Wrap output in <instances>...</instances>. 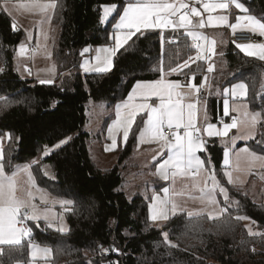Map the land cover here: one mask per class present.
I'll use <instances>...</instances> for the list:
<instances>
[{"label":"trees","instance_id":"obj_1","mask_svg":"<svg viewBox=\"0 0 264 264\" xmlns=\"http://www.w3.org/2000/svg\"><path fill=\"white\" fill-rule=\"evenodd\" d=\"M54 1L52 20L59 33L53 56L63 74L53 83L19 75L15 55L25 33L22 29L13 31V19L0 4V97L5 98L0 100V136L11 134L4 148L6 170L11 172L17 164L38 157L46 146L73 135L33 165L41 185L72 201L66 214L69 229L62 232L41 222L32 234V242L51 249V264H264V202H254L227 181L224 148L218 138L208 140L204 154L210 157L220 182L229 188L231 204H224L228 211L214 219L207 214L189 217L183 212L175 213L160 226L149 219V196L138 193L130 198L120 189L124 179L121 167L135 148L140 121L126 144L117 150L119 157L112 168L100 169L88 149L90 134L83 131L88 120L87 102H102L110 109L128 95L135 82L159 79L161 67L167 72L195 57L197 50L190 37L183 31L138 33L117 52L110 71L84 72L80 68L82 50L114 42L112 25L117 16L101 23V6L116 4L122 8L125 0ZM240 2L250 14L264 18V0ZM213 62L209 94L204 90L213 120L223 117L224 88L237 81L245 82L246 101L263 118L256 137L239 146L246 144L264 154V61L245 55L227 36ZM191 69L198 81L206 72L202 60L191 64ZM184 72L191 75L187 68ZM110 118L111 114L103 123L104 134ZM42 164L50 166L54 179L44 175ZM237 216L251 219L260 233L249 235L244 220L236 219ZM29 227L35 226L31 223ZM164 233L171 244L165 242ZM113 247L119 249V254L111 251ZM3 249L0 264L29 260L27 242L20 249ZM102 249L110 251L105 253Z\"/></svg>","mask_w":264,"mask_h":264},{"label":"snow or ice","instance_id":"obj_2","mask_svg":"<svg viewBox=\"0 0 264 264\" xmlns=\"http://www.w3.org/2000/svg\"><path fill=\"white\" fill-rule=\"evenodd\" d=\"M6 4H10L11 0H5ZM196 3H200V0H196ZM230 5H234L236 9L246 13L242 17H237V23L240 20L246 22V27L248 31L252 33H258L260 36L264 37V18L258 19L256 16L247 14L248 9L245 5L240 2V0H212V2L203 3L202 7L204 11L211 13L216 9H228ZM12 7L20 8H38L40 12L46 13L48 9H54L56 4L44 3L41 4L38 0H32L31 4H21L12 5ZM102 15L100 17L101 23L106 22L110 17L118 16L114 27L117 34L115 35V47L113 48H102L98 49V53H103V55L98 54L96 57V64L88 67L89 61H85L82 66L84 70L94 71L98 73H106L113 67V57L129 40L132 39L137 33H142L143 30L156 29V28H168V27H181L187 30V35L191 37L193 41V47L197 50L195 57H189L182 64L176 67H171L165 73L163 67L159 69L161 72V78L150 82H137L133 87L131 93L127 97V101L116 106V119L113 121L112 126L109 128V136L112 139L111 148L114 149L117 146L116 136L120 132L123 134V141L126 143L129 137L130 130L134 123L135 117L138 113L144 112L147 114V119L143 120L144 126L140 128L138 141L139 143H157L161 144L163 148H167L169 156L166 160L160 163L157 168V173H159L163 179H169V173L172 177L178 174H184L186 170L190 169H200L204 167V161H202L196 153L198 151L205 149V141L201 138V129L196 125L195 116L197 112V104L200 103L199 93L204 87V84L196 83V74L191 69V64L196 63L201 59H207V50L202 55L200 49L202 48L201 41L207 40V37L201 34L188 30L189 25L193 22L190 16H200L201 13L195 6H189L184 2V0H179V2H169V0H129V2L122 6L116 4H106L101 6ZM11 9H9V12ZM171 17H178L177 20L171 19ZM228 24L227 15L212 16L209 15L207 18L208 26H219ZM199 26L204 27L205 21L201 19L199 21ZM13 31L17 30L16 23L13 21ZM233 32L237 29V24L230 25ZM214 44V42H212ZM242 51L246 49H258L259 51H248L247 55H258L261 60H264V43L256 45H237ZM25 46L20 45L19 54L23 55L25 53ZM89 49L85 48L82 51L88 52ZM188 69L191 72V77L187 85H181L179 81H172L165 79V75L171 74H183L186 77L188 73L184 72V69ZM3 69H0L2 71ZM208 72L213 71V67L209 65L207 68ZM203 80L207 81V76L203 77ZM51 81H41V83H50ZM187 87L189 91L184 93L180 91L182 87ZM197 94L195 102L187 103L186 105L182 103L185 97H191L193 94ZM231 94L233 98L236 96H243L246 94V86L241 83L235 85L232 89H224V95L227 96ZM157 98L159 100L158 104L149 103L151 98ZM5 98L0 97V100ZM139 101V102H137ZM7 106L6 104L4 105ZM123 110V112H122ZM237 110V109H233ZM224 116L229 115V103L228 100H224L223 105ZM245 115V128L246 134L242 138H248L253 134V130L256 125L260 122L262 114L260 112L244 113ZM204 119L207 121V111L205 108ZM223 123V131L216 128L213 123H207L204 127L203 132H206L209 137L212 136H227L229 130L237 127L236 118H232L231 123ZM139 127V126H138ZM165 129H167L171 135H165ZM8 139H11V134H5ZM70 139V138H69ZM236 137H233V144L235 143ZM67 143V140H62L55 147H60L61 145ZM109 150V149H106ZM244 152H249L246 147L242 149ZM45 155H48L46 149ZM225 165L228 164L229 153L226 150L224 153ZM252 159L264 161V156H257L255 152H250ZM155 159V157H153ZM264 166V165H262ZM171 170V172H170ZM20 171L26 172L28 175V183L35 187L34 179L28 168L20 169L13 172L11 175L6 174L5 167L3 163V154L0 152V255L3 254V246H8L11 248L20 249L24 246L27 241L28 247L31 249V258L35 260L38 254H47L51 250L48 248H40L39 246L32 243V228L27 225V221H40L43 219L47 222V227H53L52 222L49 219V214L47 209L43 212L40 211L36 204L32 203L35 199L33 193L28 190L26 191L27 199L22 198L17 195V180L16 177ZM228 175V182L233 183L230 173ZM212 188L209 189L204 196L207 197V202L210 205H216L217 200L215 198V190L218 188L219 192L223 195L224 201L227 203L229 201L228 191L226 188L220 185L219 181L216 180L215 175L211 177ZM39 191V189H37ZM167 194L168 189H164ZM153 200H159V206L153 205L150 208L149 219L153 222L157 221H167L169 216L165 209L168 206L167 200H160L159 197H153ZM41 203H46L41 197ZM61 206L68 210V206L72 204L70 200L59 201ZM238 203V202H237ZM173 214L176 211V205L171 206ZM226 207L220 208V212H227ZM189 217L193 213H188ZM211 214H209V219H214ZM236 219L244 220L248 219L245 216H237ZM39 224L37 223V227ZM58 231H65L63 227L57 228ZM249 235H257L251 228L248 229ZM165 242L171 244L168 241V234L164 233ZM264 235V234H262ZM176 247V245H171ZM105 253L109 252V249H102ZM112 252L119 254V249L113 247ZM255 251V249H253ZM112 264H118L117 262H112Z\"/></svg>","mask_w":264,"mask_h":264},{"label":"rangeland","instance_id":"obj_3","mask_svg":"<svg viewBox=\"0 0 264 264\" xmlns=\"http://www.w3.org/2000/svg\"><path fill=\"white\" fill-rule=\"evenodd\" d=\"M46 13L40 14L36 25L39 26L40 31L43 30L45 32V29L47 28L48 20L45 17ZM192 19V17H190ZM50 20V19H49ZM109 20V19H108ZM107 20V21H108ZM104 22V23H107ZM31 27L33 23H30ZM54 26V25H53ZM56 31H58V28L54 26ZM26 36H24L22 42L17 47L16 51V57H15V67L19 75H21L23 78H27L29 76L28 72L26 71L25 64L29 65L31 58V55H28L25 53L23 55L19 54L20 45L23 44L25 46V49L27 48L29 42H30V32L27 28H25ZM199 34H202L198 32ZM27 38V39H26ZM45 39H47L46 32H45ZM57 41V35L55 37L54 42ZM48 42V39H47ZM48 44V43H47ZM257 44V43H256ZM252 44V45H256ZM39 45V43H38ZM249 45V44H246ZM245 55L247 53L243 51ZM30 67L33 65H29ZM220 67H224L223 63L219 64ZM244 104V102L238 103V106H241ZM87 117L88 120L86 124L83 127V131H86L90 134V138L87 142L88 149L91 154V157L93 161L97 164V166L102 169H109L112 168L118 160L119 152L116 150L114 152H108L104 149V141L102 142L104 138V131H103V123L105 119L112 113L111 110L107 109L105 107V104L102 102H95L93 100H90L87 102ZM206 107V106H205ZM203 108V110L205 109ZM205 111V110H204ZM259 112V111H258ZM261 113V112H260ZM262 114V113H261ZM263 118V115L262 117ZM245 117L243 118V130L240 133H234L231 137L228 135L231 133L229 130V133L227 136H223L224 140L222 145L229 148V146H233V149H235V152L229 154L230 157V167L226 169V173H230L233 183L231 185L235 186L239 190L243 191L244 193L248 194L254 202L262 203L264 202V161L259 160H253L250 156V152H255L257 156H264V154L258 153L250 148V146L246 145V147L249 149V152H244L241 148L237 147L239 145L240 140H247L249 138L255 137L256 134H258L257 127L253 130V134L248 138H242L246 134V128H245ZM217 128V127H216ZM218 130L222 131L221 129L217 128ZM73 135H70L63 140H69ZM222 137V138H223ZM233 137H236L235 143L233 144L232 140ZM62 141V140H61ZM60 142V141H59ZM53 146H46L44 150L40 153L38 157L35 159L30 160L26 163H21L18 168L15 169L14 172L24 169L25 167L28 168V171L31 172V175L35 182V187H32L28 183V175L26 172L20 171L19 174L16 177L17 180V195L21 196L24 199H27L26 191L30 190L33 195L35 196V199L32 201V203L36 204L37 208L40 211H44L47 209L49 214V219L53 224V227L57 230L59 227H63L66 232L69 229V222L67 219V210L65 207L61 206L59 201L66 200L63 198H60L56 196L47 186H43L38 182V179L35 175L33 165L35 163H38L41 159H44L47 157L51 152L58 149L55 147L57 144ZM62 146V145H61ZM60 146V147H61ZM48 151V155H45V151ZM142 151L138 152H132V154L126 159L125 163L121 167V172L123 175V182L120 187L121 190H123L128 197L132 198L136 194H142L145 196L150 197L149 201V213L150 208L153 205L159 206V200H153V197H159L160 200H167L168 206L165 209L168 216L170 217L173 215L172 212V204L176 205V211L175 213H186L189 212L193 213V215L196 214H211L213 217H219L223 215V213L220 212V208H224V204H231V201H228L227 203L224 201L223 195L219 192V189L217 188L215 190V198L217 200L216 205H210L207 202V197L204 196V193H206L209 189L212 188V186H208V179L211 180V176L214 174L216 177V180L219 181L220 185L227 189L228 196H229V188L226 185H223L220 180L218 179L217 175L213 171V165L212 161L209 157V164L211 165L209 169H202L199 171V173L196 175V177H191L190 175H184V176H177L174 179H162L163 181L160 182V180L156 179V175L154 172L155 164L153 161H150V158L146 152V148L141 149ZM41 170L44 173V175L48 178L54 179L55 175L52 169L48 164H42ZM12 174V173H11ZM10 174V175H11ZM227 181L229 180L228 175H226ZM161 183V184H160ZM162 183H165L166 185H162ZM212 183V180H211ZM39 189V191H37ZM164 189H168L167 194L164 192ZM43 196V199L46 201V203H41V197ZM230 199V198H229ZM44 222L45 225H47V222L41 219L40 221H27V223L34 225L35 227L32 228V234L34 230L37 228V223L40 226V223ZM165 221H157L154 222L156 225H163ZM244 223L247 227V229L251 228L254 233H260V230L258 229L257 225L251 220V219H244ZM38 226V227H39ZM27 242V241H26ZM33 244L39 246L40 248H48L47 246H42L39 244H36L32 242ZM51 250V249H50ZM51 257V251L47 254L40 253L36 257L35 260H32L31 258V249H30V257L27 263H16V264H51L48 260Z\"/></svg>","mask_w":264,"mask_h":264},{"label":"crops","instance_id":"obj_4","mask_svg":"<svg viewBox=\"0 0 264 264\" xmlns=\"http://www.w3.org/2000/svg\"><path fill=\"white\" fill-rule=\"evenodd\" d=\"M38 2L41 3V4L52 3V2L55 3L54 0H38ZM128 2H129V0H125V4L124 5H126ZM169 2H177L178 3L179 0H169ZM184 2L186 4H188L190 7L191 6L197 7V9L200 11V13H201L200 16H190V17H192L191 20H192L193 23L191 25H189V29L188 30L195 31L197 33L200 32V33H202L201 34L202 36L207 37V40H202L201 41L202 48L200 49V52L203 55L205 53V50H207V55L208 54L212 55V58L208 62L205 59H201L205 63V71L206 72H204L202 74V76H201L199 81L197 80V78L195 79L196 83L204 84V87L201 89V92L198 94L199 95V99H200V103L197 104V112H196L195 121H194L196 123V125L201 129V138L205 141V149L201 150V151H198L196 153V155L202 161H204V167L200 168V169H195L194 168V169L186 170L184 172V174H182V175L178 174L177 175V176L190 175L191 177L194 178V177H196V175L199 173L200 170L211 168L210 167L211 165L208 163L209 162V160H208L209 157L204 154V152L207 150V143H208L209 139L218 138L219 142H220V145L224 148V153H225L226 150L228 151V153L230 155H231L232 152H233V154L235 152V149H233V146H229V148H227L226 146L222 145V143H223L222 140H224L223 136H212V137H209L206 132H203L204 127H206V124L207 123H213V124L216 125L217 128H219V129H221L223 131V123L221 125H219L218 121L222 120L224 123H230L228 119L230 117H234L237 120V127L231 129V131H230L231 133L228 132L229 133L228 135H230V137H231L234 133H240V136H242L241 132H242L243 126H244L243 118L245 117L244 113L246 111L248 113H254V112H258V111L252 110L250 108L249 103L246 101V99L248 97V87H247L246 83L243 82V81H237V82L232 83V84H230L229 86L226 87L227 89H232L235 85L243 83L246 86V94L243 95V96H239L238 95L235 98H233L230 93L227 96H225L224 95V90L222 91L223 92V96H224L223 97V103H222V113H223L224 100L227 99L228 103H229V115L228 116H224V114H223V117L219 118L218 121H214L213 120V116L211 114V108H210L209 99H208V94H209L208 93V91H209L208 90L209 89L208 88V84H209L210 74L207 71V68L209 67V65H211L214 68L213 60L216 57V52H217L218 48L221 46V42L223 41V39L225 37H227V36L229 37V31H230V29H232L230 27V25L237 24V29L248 30L247 27H246V22L244 20H240L239 23H237V17H242L246 13L236 9L234 5H230L229 8L226 9V10L225 9H216V10L212 11L211 13L204 11V9L202 7L203 3L212 2V0H200V3H196V0H184ZM31 3H32V0H11L10 4H6L5 0H0V4H1L3 10L13 19V21H15L17 29H22L24 31V33H25V36L27 35L26 31H25V28H27L28 31L30 32L29 37H30L31 40H30V42H29V44H28V46L26 48V53L28 55H31V58L29 59V61H30L29 65H33V66L30 67L29 65L25 64V68H26V71L28 72L29 76H27V78H23L21 75L20 76L23 79H35V80H37L39 82H41L42 80L43 81H51L50 83H53L59 78L60 75L63 74L62 72L59 71L58 64H57V62L55 60V57L53 56V49H54V46L56 44L54 42V40H55L56 35H57V38H58V33H59V29H58V31H56L57 29H55V27H54V26H56L58 28V26L56 24H54V22L52 20L55 8L54 9H48V11L46 12V15H45L46 19L48 20V23H47L48 26L45 29L46 36H47V39H48V42H47V39H45L44 30H43V33H42V30L40 31L39 26L36 25L37 20L40 17L39 15L42 14V12H40V10L38 8H27V9H25V8H20V7H12V5H17L18 6V5H21V4H31ZM9 9H11L10 12H9ZM247 14H250L249 11H248ZM209 15H212V16L227 15L228 16V24L219 25V26H208L207 25V18H208ZM250 15H252V14H250ZM257 18L260 19L259 17H257ZM110 19H111V17L109 18V20ZM171 19L177 20V22H178V17H171ZM201 19H203L205 21V26L204 27H200L199 26V21ZM117 20H118V16L116 17V19L114 20L113 25H112V29H113L112 36H113V40H114L113 44L97 46V47H93V46H86L85 47V48H88L89 51L88 52H84L83 55H82L81 64H80V68H81L82 71L86 72L84 70V67H82L85 64V61H89L90 63L87 66L91 67V66L96 64L97 55L98 54L103 55V53H98V51H97L98 49L115 47V39H114V37L117 34V32H116V29H115L114 25H115ZM30 23H33L32 27L30 26L31 25ZM205 27L208 28V31L205 30ZM149 30H155V31H161V32L183 31V32H185L187 34V30L185 28H181V27H178V26H176V27H168V28H164V29H161V28L147 29V30H143L142 29V32L149 31ZM255 34L259 35L258 33H255ZM262 38H263V41H261V42H259L257 44L264 43V37H262ZM190 39H191V37H190ZM130 41L131 40H129L128 43ZM212 42H214V44ZM38 43H39V45H38ZM240 45H246V44H240ZM122 48H120V49H122ZM29 49H31V51H29ZM243 51H245L247 53L248 51H256V52H258L259 50L258 49H246V50H243ZM196 54H197V52H196ZM115 56L113 57L112 63H114ZM249 56H254V57L259 58L258 55H249ZM15 57H16V55H15ZM87 72H94V71H87ZM165 73H167V72H165ZM171 75H176V74H171ZM171 75H165V79L172 80V81H179L181 83V85H187V83L189 82V78L191 77V75H188L187 77L184 76L182 79H178V78H171ZM204 76H207V81L206 82L203 80ZM155 80H158V79H155ZM155 80H140V81H137V82H150V81H155ZM137 82L134 83V85L130 89L128 95L131 93L133 87L135 86V84ZM226 88H224V89H226ZM204 90L207 91V93H208V94L206 93L207 96H205L206 94L204 95ZM180 91H182L184 93H187L189 91V89L185 86V87H182V89H180ZM128 95L124 99L118 101L112 108L109 109L112 112L111 113V118H110V120L107 123L106 129H105L104 138L102 140V142L104 141V143H105L104 144V146H105L104 149L105 148L109 149L108 152H114V151L118 150L120 147H122L123 145L126 144L123 141V134H122V132H120L116 136L117 146L114 149H112L111 148L112 139L109 136V128L112 126L113 121H115V119H116V106L119 105V104H122L125 101H127ZM196 98H197V94L194 93L191 97H185L183 99L182 103H184L186 105L187 103L195 102ZM137 102H139V101H137ZM148 102L149 103L158 104L159 100L157 98L153 97ZM240 102H244V104H242L241 106H238V103H240ZM204 107L206 108V111H207V121L204 119V112H205L204 111L205 109L203 110ZM233 109H237V110H233ZM122 112H123V110H122ZM145 119H147V114L146 113H144V112L138 113L136 115V117H135L134 123L132 125V129L134 128V126H135V124L137 123L138 120L140 121V128H142L144 126L143 120H145ZM261 120H262V118H261ZM140 128H139V131H140ZM132 129L130 130L129 137H130V134L132 132ZM257 130H258V127H257ZM139 131H138V134H137V139H136L134 152L142 151L141 149H143V148L147 149L146 152H147V154H148V156L150 158V161L152 160L153 163L155 164V167H154V172H155V175H156L155 177H156V179L160 180V182H161V181H163L162 180L163 178H162V176L159 173H157V168L159 167L160 163H162L164 160H166L168 158V156H169L168 150H167V148H163L161 146V144H157L155 142H153V143H139V141H138ZM129 137H128V139H129ZM255 137L249 138L247 140H240V143H247L250 140L254 139ZM7 142H8V138L5 135H3V136L1 135L0 136V152H2V154H3V159H4V148H5ZM240 143H239V145H240ZM239 145H237V147H241V148L246 147V144H244L242 146H239ZM153 157H155V159H153ZM224 159H225V156H223V166H224V171H226V169L228 167H230V165H231L230 164V157L228 156V161L229 162H228L227 165H225ZM19 165L20 164H17L11 172H8L6 170V168H5L6 174L10 175L11 173H13L15 171V169L18 168ZM4 167H5V165H4ZM170 172H171V170H170ZM177 176H175V177H177ZM175 177H172L171 174L169 173V178L170 179H174ZM209 181H210V179H208V183H207L208 186H212L213 184L212 183L209 184ZM163 184L166 185L165 183H162V185Z\"/></svg>","mask_w":264,"mask_h":264},{"label":"built area","instance_id":"obj_5","mask_svg":"<svg viewBox=\"0 0 264 264\" xmlns=\"http://www.w3.org/2000/svg\"><path fill=\"white\" fill-rule=\"evenodd\" d=\"M205 30L208 31V28L205 27ZM229 40L235 45H240V44H256V43L263 41V38L261 36L255 34V33L248 31V30L237 29L235 32H233V30L230 29ZM29 51H31V49H29ZM207 56H208V58L206 60L208 62L212 58V55L208 54ZM232 118L233 117H230L228 119L230 123L232 122ZM221 121L222 120L218 121L219 125L222 124ZM165 135H171V133L167 129H165ZM209 184H211V180L209 181ZM27 225L29 226L28 223H27Z\"/></svg>","mask_w":264,"mask_h":264}]
</instances>
